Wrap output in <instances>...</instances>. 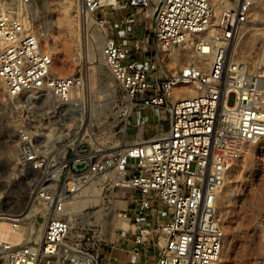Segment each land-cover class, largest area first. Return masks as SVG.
Here are the masks:
<instances>
[{
	"label": "built area",
	"instance_id": "1",
	"mask_svg": "<svg viewBox=\"0 0 264 264\" xmlns=\"http://www.w3.org/2000/svg\"><path fill=\"white\" fill-rule=\"evenodd\" d=\"M17 2L30 7L32 0ZM256 3L80 0L94 21L107 24L114 14H125L149 37L132 28L103 40L100 55L118 89L106 142L94 146L64 137L44 153L30 132L15 131L21 178L34 175L27 182L34 207L7 212L0 194V223L6 224L0 264H100L102 248L120 233L129 243L128 264L219 261V197L246 145L264 140V28L255 51L243 40L255 24ZM146 53L144 63L139 55ZM84 78L81 70L58 75L32 27L0 4L5 98L45 97L56 123L67 117L75 123L83 114ZM148 111L157 112L166 128L145 138L140 115ZM101 193L106 209L127 225H115L114 239L106 220L94 227L98 217L88 213ZM154 206L167 214L152 222ZM76 211H87L80 226L72 218Z\"/></svg>",
	"mask_w": 264,
	"mask_h": 264
},
{
	"label": "rangeland",
	"instance_id": "2",
	"mask_svg": "<svg viewBox=\"0 0 264 264\" xmlns=\"http://www.w3.org/2000/svg\"><path fill=\"white\" fill-rule=\"evenodd\" d=\"M0 4L7 6L34 29L42 49L51 55L53 70L58 75L67 76L77 70L82 71L85 77L84 101L79 104V109L87 108L85 121L78 119L75 125H71L67 117L56 123L43 101L45 97L35 101L33 93H26L18 99H7L0 82V194L4 210L12 213L28 206L34 207L31 203L33 197H30L33 188L27 183L34 175L26 173L21 178L14 144L15 131L22 129L30 132L39 150L44 153H48L59 138L66 137L68 142H74L69 134L75 133L80 123L83 127L77 141L94 146L106 142V119L118 89L100 55L103 40L122 28L129 31L134 28L137 32H144L146 37L149 33L148 30L136 29L141 23H136L125 14H114L107 24L94 21L82 11L80 0H32L30 7L19 6L17 0H0ZM254 13L253 29L244 34L243 40L248 48L255 51L264 28V0H257ZM146 27L148 29L149 25ZM73 94L77 99V94ZM144 115V120L156 116L150 128L145 125V138L155 133L157 127L166 126L157 112L148 111ZM45 133L50 135L46 137ZM133 133L129 130L130 135ZM47 139L53 140L51 147ZM104 197L101 193L95 199L102 204L100 209L88 212L98 217L93 226L98 228L101 218L106 220V225L127 228L116 218L115 211L106 209ZM77 213L72 218L80 226V222H86L87 211ZM162 213L164 216L167 214L165 209ZM217 213L224 242L216 264H264V140L246 145L227 177L218 200ZM106 228L108 236L114 239L115 232L109 231L108 226Z\"/></svg>",
	"mask_w": 264,
	"mask_h": 264
},
{
	"label": "crops",
	"instance_id": "3",
	"mask_svg": "<svg viewBox=\"0 0 264 264\" xmlns=\"http://www.w3.org/2000/svg\"><path fill=\"white\" fill-rule=\"evenodd\" d=\"M126 32L127 30H124V28H122L121 31H116L115 35H121V33ZM137 35L142 34V32L138 31L136 32ZM140 59L142 62L146 63L149 61L150 59V54L146 53V54H141L139 55ZM145 115H140V119H142L145 122V125H147L146 127L150 128V124L155 122L156 116L153 115L152 117H148V119L144 120ZM154 117V118H153ZM163 129L166 128V126H162ZM158 130V127L156 129V131ZM155 131V132H156ZM126 207L128 208L129 205L128 203H126ZM159 214L161 216L162 210L160 207L154 206L149 212H148V216L151 219V221H154V216ZM138 228V227H136ZM129 243L126 242L124 235L122 233L118 234L116 241L113 245H107L104 246L101 250V258H100V264H128L129 261L131 260L130 255H128L126 253V248L128 247Z\"/></svg>",
	"mask_w": 264,
	"mask_h": 264
},
{
	"label": "bare ground",
	"instance_id": "4",
	"mask_svg": "<svg viewBox=\"0 0 264 264\" xmlns=\"http://www.w3.org/2000/svg\"><path fill=\"white\" fill-rule=\"evenodd\" d=\"M262 16V15H261ZM260 16V17H261ZM255 29V28H254ZM33 33H35V31H34V29H33ZM36 34V33H35ZM72 96H74V94H72ZM81 110L83 111V114H82V116H81V120L82 121H85L86 120V117H87V108L86 107H81ZM92 113V112H91ZM71 122V121H70ZM74 123H72L71 122V125H73ZM66 125H68L69 126V124H66ZM70 125V126H71ZM75 125V124H74ZM82 127H83V123L81 124H78V128L76 127L75 129H77L76 131H75V133H71V134H69V133H67V134H69V136H71L72 137V140H78L79 139V136H80V133H81V130H82ZM46 134V133H45ZM50 134H46L45 136L46 137H48ZM55 139L56 138H54L53 140L55 141ZM52 146V144H50V147ZM79 195L80 194H78L77 196L79 197ZM102 204L101 203H99V201L98 200H94L93 202H92V204L90 205V208L91 209H100V206H101ZM33 208H30L29 206L25 209V211L27 212L28 210H32ZM78 211H76L73 215L75 216L76 214H78L77 213ZM4 225H6V224H4V223H0V236L3 234V227H4ZM115 227V225H111V228H109V230H111L112 231V229ZM40 229L38 228L36 231H35V236H37V235H40Z\"/></svg>",
	"mask_w": 264,
	"mask_h": 264
}]
</instances>
